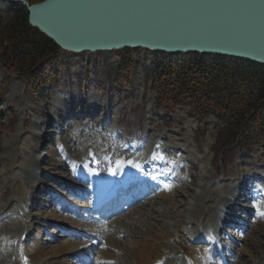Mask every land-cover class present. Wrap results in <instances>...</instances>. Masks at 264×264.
<instances>
[{"label":"rangeland","instance_id":"obj_1","mask_svg":"<svg viewBox=\"0 0 264 264\" xmlns=\"http://www.w3.org/2000/svg\"><path fill=\"white\" fill-rule=\"evenodd\" d=\"M11 2L0 0V17L5 18L10 14ZM63 54L66 53L62 52ZM132 56L136 59V68L134 71L123 73L117 70L121 60L119 52L67 53L63 56L67 64L62 67L59 79L44 87L46 92L43 97L36 95L28 79L17 75H13V78L10 75L9 79L7 72L0 66V237L6 236V233L10 235L6 238L12 236L11 231L15 229L11 228L8 232V228L15 227V224H7L6 220L17 216L15 214L18 206L32 205V200H29L30 193H33L37 201L35 187L52 185L45 180L55 175L66 177L67 172L65 166L63 167L65 164L61 163L70 164V160H74L77 153L84 154V151L85 160L88 162L95 152L109 154L114 148L121 149L120 141L122 145H128L124 146L125 148L130 147L132 157L136 152L139 154L145 152L149 158L152 152L155 156L158 154L156 164L162 163L165 159L164 152L158 150V141L168 144L167 150L172 147L183 148L185 152L178 154L177 160L180 161L182 156H185L182 168L187 169L188 174L179 177L184 180L179 189L159 193L146 204L129 212L127 216L119 218L120 220H112L115 225L109 224L110 229L114 227L119 230L111 233L109 239L107 238L109 242L107 247L101 248L102 256L108 258L112 262L110 264H151L160 252L167 250L166 247L163 248L164 238H168L167 241L173 243L171 248H176L178 252L185 249L194 250L196 242L183 237V241L178 243L175 240V232L178 231L176 228L188 225L190 209L197 201L200 191L207 189L205 182L210 189L227 184L232 190L238 184L237 177L251 175L257 170L255 172L259 173L257 186L264 188V138L251 146L250 151L246 148L240 152V146L234 149L222 146L224 149L217 153L215 146L218 143L220 121L214 116L202 120L192 115L187 105H170L166 111L157 99L154 83L155 54L145 49H137L132 52ZM93 100L97 103L95 104ZM84 102V108L81 105L76 112L71 110L73 105ZM84 110L83 114L94 111L93 120L87 123H79L78 117L74 120L76 113ZM64 111H68L70 119H66L67 112ZM95 123L108 129L109 133L116 130L117 139H108L106 137L108 135L104 136L105 129L102 128L101 134L88 132L90 126H97ZM68 141H72L73 144ZM68 144H72L70 147L73 149L82 145L78 150L69 151ZM40 156L41 167L38 166V171L42 172L43 177L31 182L26 177V175L30 177L28 168L34 158ZM69 166L71 168V165ZM174 167L177 168L178 165ZM67 175L71 177L68 173ZM241 186L246 187V183L239 187ZM223 191L221 193L224 195L231 194V191L230 193L225 189ZM43 192L46 193L47 190L43 189ZM212 202L211 198L205 205ZM255 206L259 207L260 211L264 210V200ZM37 210L41 212L37 217L44 220L36 219L37 224L34 228L38 227V230H34L31 235L33 241L29 243V252L44 264H61L66 260L64 253H68L79 244L65 237L57 236L54 239L51 236H44L43 225H50L49 218L53 221L62 220L50 216L49 214H55V211L44 207L41 202ZM209 211L210 209H206L205 212ZM205 212L200 210L196 215L205 217L207 215ZM221 215L225 216L224 213ZM257 223L248 231L246 238L240 241L241 258L238 264H255L260 260H262L260 264H264V221L258 218ZM186 228L187 226L180 230L187 232ZM22 230L19 228L14 235L17 238L14 239V245ZM43 237L51 239V242H44ZM182 255L184 257V253ZM6 256L5 262L9 261V264H12L13 260L10 258L12 254L7 252ZM112 259L117 262H113ZM109 261L106 260V264H109ZM99 264L103 263L99 261Z\"/></svg>","mask_w":264,"mask_h":264},{"label":"water","instance_id":"obj_2","mask_svg":"<svg viewBox=\"0 0 264 264\" xmlns=\"http://www.w3.org/2000/svg\"><path fill=\"white\" fill-rule=\"evenodd\" d=\"M20 1L29 24L70 52L139 48L264 65V0Z\"/></svg>","mask_w":264,"mask_h":264},{"label":"trees","instance_id":"obj_3","mask_svg":"<svg viewBox=\"0 0 264 264\" xmlns=\"http://www.w3.org/2000/svg\"><path fill=\"white\" fill-rule=\"evenodd\" d=\"M10 5V14L0 17V66L7 74L28 78L36 95L43 97L44 87L58 79L66 58L52 40L30 26L23 5ZM131 53L119 52L123 73L134 70ZM154 61L157 99L167 111L170 105H187L202 119L218 118L217 153L264 138L263 64L198 53H155Z\"/></svg>","mask_w":264,"mask_h":264},{"label":"bare ground","instance_id":"obj_4","mask_svg":"<svg viewBox=\"0 0 264 264\" xmlns=\"http://www.w3.org/2000/svg\"><path fill=\"white\" fill-rule=\"evenodd\" d=\"M59 108V107H58ZM94 112V111H93ZM93 112H89V113H85V114H83V115H79L78 116V121H79V123L81 122V123H83V122H89V121H91V120H93V118H94V113ZM71 118V116H69L68 117V111H67V114H66V119H70ZM90 118V119H89ZM97 121V120H96ZM76 127V126H75ZM99 127V126H98ZM96 125H93L92 127H90V128H88V132L89 131H94V132H100V134L103 132H101V128L99 127L98 128ZM91 129V130H90ZM87 131V130H86ZM87 133V132H86ZM88 134V133H87ZM86 134V136H88ZM83 136L85 135V134H82ZM105 135H108V137H113V136H115V133H112V135L110 134V133H108L107 131H105L104 132V136ZM69 136V135H68ZM89 137V136H88ZM71 138H72V136H71ZM90 138V137H89ZM79 140V139H78ZM85 141H87V140H85ZM90 142H91V140H89ZM67 142V141H66ZM68 142H70V143H72L73 144V142L72 141H68ZM78 142V141H77ZM80 142V141H79ZM82 142V141H81ZM111 142V141H110ZM75 143V142H74ZM84 143V142H83ZM93 143V142H92ZM112 143V142H111ZM72 144L71 145H69L68 144V148H69V151H71V150H78L79 148H80V146L82 145V144H80V145H78V147L76 148V149H73V148H71L70 146H72ZM77 146V145H76ZM100 148H102V146L100 147ZM129 148L130 147H123L121 150L120 149H118V148H115V149H112V154L113 155H116V156H118V157H121V158H124V159H127V158H130L131 157V155H130V150H129ZM151 149L153 148L152 146L150 147ZM102 150H103V148H102ZM106 150V149H105ZM173 150L174 151H176L177 150V148L176 147H174L173 148ZM99 151H101V150H99ZM110 152V153H111ZM71 155L73 154V153H70ZM103 153L101 152H96L95 153V161L96 162H98V169L99 170H101L102 169V167H104L105 166V162L102 160L103 159ZM130 156V157H129ZM85 157H86V153H85V151H84V154H80V152L79 153H77V156H74V159H76L77 160V163H78V168H80L81 167V164H82V161L85 159ZM140 157L142 158V161H141V159H140ZM133 159L134 160H136V159H139L140 160V163H141V165H142V168L144 169V170H151V171H158V167L157 166H152L150 163H149V161H148V159H147V157L145 156V152H143L142 154L140 153H138V152H136V154H135V156H133ZM184 159V158H183ZM139 163V164H140ZM32 164V163H31ZM71 164H73V163H71ZM34 166V164L32 165V167ZM36 166V165H35ZM65 166V170H66V172L71 176V179L73 180V182H74V184H76L78 181H80L81 179H84V183L85 182H87V181H89V180H91L90 179V177L89 176H91V175H93V173L92 172H88L89 174L87 175V174H83V175H79V172H77V171H75V170H71L70 169V167H69V165H67V164H65V165H63V167ZM129 171H130V173H131V175H134L135 174V172L138 174V173H141L142 171H139V166L138 167H136V168H134L132 165H131V167H129ZM29 174H30V178H32V179H34V178H37L38 176H39V174H38V172H33L32 171V168L30 167V168H28V171H27ZM86 172V171H85ZM165 175H167V173L165 174ZM94 176V175H93ZM105 179H106V172H103L102 173V177H100V183H96V185H95V187L93 188V189H98V188H103V186L104 185H102L101 184V182H105ZM121 179V177H116V178H114V180L115 181H117V180H120ZM144 181L145 179L144 178H141V179H139V180H136V179H134L133 177H132V185H134L135 183H138L139 181ZM32 182V181H31ZM54 182L56 183V180H54ZM122 183H124V181L123 182H121V184ZM205 184H206V191H200V194H198L199 195V197H198V199H197V201H195V203L193 204V206H192V208L190 209V213H189V215H190V218L188 217V219H189V224H192V226H191V228L190 229H192V230H195V231H198V232H200V233H205L204 232V230H202V229H200V228H198L196 225H195V219H196V217H197V213H199V211L200 210H203V212H205L206 211V209H210V211L209 212H205V214H207L205 217H206V219H207V221H206V223H208V219L209 218H212V217H214V216H216V218H219L220 220H222V222H227V221H229L227 218H228V216H229V212H230V208L229 209H227V211H226V213H225V211L222 209V207L221 206H223V200H224V196H229V195H224V194H222L221 192L223 191V189H225V191L226 192H228V193H230V187L227 185V184H223L222 186H217L218 188H216L215 187V189H210L209 187H208V185H207V183L205 182ZM59 186H60V189H63L64 191L67 189V186H68V181H66V180H61L60 182H59ZM222 187V189H220ZM86 190H90V189H92V187L90 186V187H88V186H86V187H84ZM203 188V187H202ZM179 189V188H178ZM239 189V196H238V198H236L235 199V204L232 206V209H235L234 211H231V212H235V216L237 217V215L239 214V212H240V210H241V205L243 204V203H245V202H247L248 200H247V198H245V192H247L248 191V189H247V187H243V186H241V187H239L238 188ZM203 190V189H202ZM224 192V191H223ZM58 193H60L61 194V192L60 191H58ZM225 193V192H224ZM63 194V193H62ZM151 194V193H150ZM222 194V195H221ZM74 195L76 196V197H78V196H80L81 195V193H74ZM144 198H146V197H144ZM148 198H150V196L148 197ZM211 198H212V203L211 204H209V205H205V204H207V202L208 201H210L211 200ZM208 200V201H207ZM149 201V200H148ZM147 201V202H148ZM207 201V202H206ZM146 204V203H145ZM146 206V205H145ZM76 209L77 210H81V208H78V207H76ZM214 209H215V211H214ZM134 210V209H133ZM247 210V212L249 213V214H253V210H251V209H246ZM149 212V211H148ZM153 212H155L154 210H153ZM145 213V212H144ZM150 213V212H149ZM210 213V215H208ZM221 213L223 214H225V216H223L222 217V215H221ZM122 218V217H121ZM137 218V217H136ZM120 220V219H119ZM129 222H130V220H128ZM113 221H111L109 224H111ZM118 222H120V221H118ZM118 222H116V223H118ZM132 222V221H131ZM136 222V221H135ZM126 223V222H125ZM15 224V227H13L15 230H12L11 231V234H12V236L14 235V234H16V232L18 231V229L19 228H21V227H24V225L21 223V222H15L14 223ZM112 224H114L115 225V223H112ZM119 226H121V225H119ZM130 226V225H129ZM118 227V226H117ZM12 228V227H11ZM109 228H111L110 227V225H109ZM130 228V227H129ZM116 229H118V228H116ZM115 229V230H116ZM119 230V229H118ZM10 231V227L8 228V232ZM123 231H124V229H123ZM126 231V230H125ZM128 231V230H127ZM130 231V230H129ZM106 233H108V232H106ZM7 234V233H6ZM132 234H134V233H132ZM11 236V237H12ZM129 238V237H128ZM124 239V238H123ZM8 240V237L2 242L1 240H0V264H9V261L6 263L5 261L7 260V256H6V254H7V252L8 253H10V254H12V257L10 256V258L13 260V262H12V264H17V262H15V260H14V256H13V252L11 251V250H8L7 249V247L9 246V242L7 241ZM111 241V240H110ZM120 241V240H119ZM124 241V240H123ZM125 242V241H124ZM132 243H133V241H132ZM127 244H129V243H127ZM130 246V245H129ZM125 248V247H124ZM123 251V250H122ZM105 258V257H104ZM117 258V257H116ZM105 259H107V260H109L108 258H105ZM110 260H111V258H110ZM112 261L113 262H117L116 260H113L112 259ZM111 262V261H110ZM168 263H173V262H177V260H175L174 258H171V255L170 254H168V261H167ZM11 263V262H10ZM112 263V262H111ZM121 263V262H120ZM261 262H257L256 264H260ZM19 264V263H18ZM183 264V263H182ZM185 264V263H184Z\"/></svg>","mask_w":264,"mask_h":264},{"label":"snow or ice","instance_id":"obj_5","mask_svg":"<svg viewBox=\"0 0 264 264\" xmlns=\"http://www.w3.org/2000/svg\"><path fill=\"white\" fill-rule=\"evenodd\" d=\"M170 187V186H169ZM262 215H264V213H262Z\"/></svg>","mask_w":264,"mask_h":264}]
</instances>
